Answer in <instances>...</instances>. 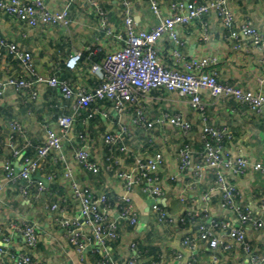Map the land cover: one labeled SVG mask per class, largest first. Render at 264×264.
Masks as SVG:
<instances>
[{"label": "crops", "instance_id": "crops-1", "mask_svg": "<svg viewBox=\"0 0 264 264\" xmlns=\"http://www.w3.org/2000/svg\"><path fill=\"white\" fill-rule=\"evenodd\" d=\"M67 1L46 0L52 8H60ZM96 1L106 11L110 31L101 25L100 14L91 6L90 0H71L70 21L66 26H29L0 11V31L9 41L29 50L37 67L46 76L55 75L73 85L92 88L96 84V76L91 71V65L95 61L92 56L101 55L102 59L107 52L119 49L124 44L123 2H129L136 27L150 28L159 20L147 0ZM174 1L176 0H159L163 15L171 12ZM230 6L235 13L237 29L250 22L264 31V0H231ZM176 30L183 42V53L189 56L207 54L217 59L210 69L217 73L220 81L264 92V52L249 39H243L242 45L235 47L236 40L228 36L219 16L207 14L201 19L178 26ZM158 46L160 60L166 65H172L170 47L173 42L165 36ZM86 50H90V56L83 54L84 57L81 58ZM77 52L81 53L77 65L68 66L67 60ZM8 76L27 77L28 73L14 55L8 52L7 47L0 45V80H5ZM35 89V99H29L27 90L14 85H5L0 93V183L4 186L0 191V247L9 251L0 264H15L16 256L29 250L37 259L47 260L49 264H102L103 258L127 264V260L135 254H138L136 264H153L156 261L161 264H251L248 254L239 244L229 250L211 248L200 240L193 248L182 244L183 237L196 229L201 216L226 218L234 224H238V219L233 211L221 207L220 191H208L215 179L212 170H203L201 181L195 188L185 187L191 179V170L180 172L177 149L183 141H187L196 151H200V126L204 122H210L215 126H225L231 131V138L225 140L230 152L242 150L251 163L261 162L264 166V116L233 99L215 101L203 90L201 95L206 103V119H203L176 92L164 88L152 90L143 101L145 112L151 118L163 113L170 116L179 113L187 118L192 123V130L188 138H183L178 128L167 123L150 130L139 128L132 122L131 104H128L126 114H120L107 102L106 117L96 113L85 121L82 119L86 112L84 110L72 130L88 133V139L79 142V145L84 143L89 146L91 157L99 162L98 172H89L76 161L74 151L77 145L74 140L64 137L61 152H53L39 159L36 173L47 179L43 183L45 190L40 191L34 185L29 195H23L19 192L23 179H18L13 184L5 182V164L10 162L19 171L26 156L36 157V145L45 140L46 126H56L58 117L72 112L74 106V99L63 98L56 86L36 83ZM101 105V100H97L89 109L94 110ZM11 121L17 122V128H11ZM107 130H121V142L106 143L103 135ZM8 133L13 134L15 146L21 148L18 154L14 153L13 147L8 143ZM163 136H166L165 140ZM119 143L132 148V153L120 150ZM156 150L164 153V161L158 170L163 189L160 204L175 216H186L185 220L161 222L157 218V212L152 209L154 200L134 190L131 198L138 215L136 223L130 224L121 216L122 206L119 201L122 179L117 177V173L123 166L129 167L133 163L135 153L147 155ZM201 161L200 157L196 158V164ZM66 165L72 169L73 177L79 184L89 186L96 193L109 194L113 200L112 203L107 198V214L111 221L117 223L118 234L106 238L103 243L86 244L82 253H78L70 244L66 228L56 220L59 212L51 209L53 202H56L65 206L63 214L80 217L77 196L74 195L69 180L63 175ZM36 173L33 178L38 181L39 177L34 176ZM51 173H55L57 178L48 179V174ZM225 174L238 189L235 203L248 206L255 216L264 219V207L258 202L264 194V170H253L245 175H234L226 170ZM151 200L153 202H149ZM191 214H198V219L192 218ZM16 223L35 226L38 241L33 248L27 246L23 234L15 229ZM246 232L252 247L264 253V230L248 224ZM177 254L180 256L177 257ZM214 254L217 256L215 261L212 260Z\"/></svg>", "mask_w": 264, "mask_h": 264}, {"label": "built area", "instance_id": "built-area-1", "mask_svg": "<svg viewBox=\"0 0 264 264\" xmlns=\"http://www.w3.org/2000/svg\"><path fill=\"white\" fill-rule=\"evenodd\" d=\"M230 1L176 0L171 4V12L163 15L159 0H147L150 9L159 17L158 22L150 28L136 27L131 6L128 1H124V44L119 49L107 52L100 62L92 63L91 71L96 76V84L92 88L73 85L68 80L55 75L46 76L37 67L29 50L9 41L0 31V45L6 46L8 52L14 55L17 62L28 73L27 77L8 76L5 80H0V93L5 85H14L27 90L29 99H35L37 83L56 86L63 98L74 99L72 112L59 116L56 126H46L45 140L36 145V157L26 156L19 171H16L10 162L5 164V182L13 184L18 179H23L24 183L19 187V192L23 195H29L34 185L40 191L45 190L43 182L34 179L33 174L38 170L40 158L47 157L53 152H61L64 137L75 141L77 145L74 151L76 161L89 172H98L99 162L91 157L89 146L84 143L79 145V142L88 139V133L86 131L72 132V130L74 123L84 110L86 112L82 115V119L85 121L96 113L106 117L107 102L113 105V108L120 114H126L127 106L131 104L133 106L132 122L139 128L150 130L159 124L167 123L178 128L183 138H188L192 130V123L181 114L176 113L170 116L163 113L155 118L147 115L143 101L154 89L164 88L170 92H176L203 119H206V103L201 95L203 90L208 92L215 101L223 100V98L233 99L256 114L264 116V92L254 91L236 83L220 81L217 73L210 69V66L217 62L214 56L207 54L189 56L181 50L183 42L176 28L214 13L223 22L228 36L236 40L235 47H240L243 39H249L253 45L264 52V31L250 22L242 24L241 28L237 29L236 17L230 6ZM90 4L100 14L101 25L110 31L105 9L101 8L96 0H90ZM70 7L71 0H68L60 8L50 7L46 0H0V11L29 26L38 24L66 26L70 21ZM165 36H168L173 42V46L170 47L172 65H166L160 60L158 44ZM80 55V52L73 54L67 60V65L75 67ZM97 100L103 101L102 105L90 110V106ZM9 124L12 129L18 126L16 121H11ZM10 133H8V143L13 147L14 153L18 154L21 148L15 146L12 140L13 134ZM121 133V130L117 132L107 130L103 135L104 141L109 144L121 142ZM200 135V151H196L187 141H184L177 149L180 172L186 173L191 170V179L185 184V187L187 189L195 188L201 181L203 170L205 168L212 170L215 179L208 191H220L221 207L233 211L238 219V224H234L226 218H206L205 215L198 219V214H191L192 218L198 219L197 227L192 233L183 237L182 244L193 248L200 240L211 248L220 247L222 250H229L239 244L248 254L251 264H264V253L258 252L252 247L246 232L248 224L264 230V219L255 216L248 206L235 203L238 189L233 182L227 179L225 174V171L229 170L234 175H245L253 170H264V166L261 162L251 163L242 150L232 153L226 148L225 140L231 138L232 134L225 126L219 127L210 122H204L200 126ZM162 138L165 140L166 136ZM119 149L129 153L133 151L123 143H119ZM198 157L202 161L196 164ZM163 161L164 153L160 150L147 155L135 153L133 163L129 167L123 166L117 173V177L122 179L121 216L126 218L130 224L136 223L138 215L131 198V192L134 190H138L154 200L152 209L157 212V218L161 222L173 223L176 220H185L186 216H175L160 204L163 189L158 170ZM63 175L69 180L71 189L77 196L80 217L63 214L65 206L56 202H53L51 209H56L59 212L56 220L66 228L70 244L78 253H82L86 244L88 246L93 245L94 242L103 243L106 238L115 237L118 234L117 223L108 218L106 193H96L89 186L79 184L68 165L64 168ZM47 178L56 179L57 176L55 173H51ZM3 187V184L0 183V191ZM258 202L264 207V194L260 196ZM14 227L23 234L27 246L30 249L33 248L38 241L35 226L29 223L23 225L16 223ZM8 253V249L0 247V262ZM179 256L177 254V257ZM137 257L138 254L130 257L127 264H136ZM212 260H217L216 254L212 256ZM101 263L118 264L109 258H103ZM15 264H49V262L37 259L29 250L16 256ZM153 264L161 263L156 261Z\"/></svg>", "mask_w": 264, "mask_h": 264}, {"label": "trees", "instance_id": "trees-1", "mask_svg": "<svg viewBox=\"0 0 264 264\" xmlns=\"http://www.w3.org/2000/svg\"><path fill=\"white\" fill-rule=\"evenodd\" d=\"M83 54H84V55H87V54H88L87 56H90V55H89V54H90V50H86V51H84V53H82V55H81V56H82L81 58L84 57ZM92 57H93V59L95 60L94 62H100V61H101V60H100V59H101V58H100L101 55H95V56H92ZM94 62H93V63H94ZM99 102H100V101H99ZM102 102H103V101H102ZM91 106H92V105H91ZM91 106H90V107H91ZM90 110H91V109H90ZM183 142H184V141H183ZM183 173H185V172H183ZM190 176H191V174H190ZM106 195H107V198L109 199V201L111 200V202L113 203V200H112L111 196H110L109 194H106ZM114 201H117V200L114 198ZM111 202H110V203H111ZM117 202H118V201H117ZM119 205H120V206H123V202H121V200L119 201Z\"/></svg>", "mask_w": 264, "mask_h": 264}, {"label": "water", "instance_id": "water-1", "mask_svg": "<svg viewBox=\"0 0 264 264\" xmlns=\"http://www.w3.org/2000/svg\"><path fill=\"white\" fill-rule=\"evenodd\" d=\"M35 177H39V179L43 182L46 183L47 179L45 177L39 176L38 172L34 175ZM149 202H153V200L149 201ZM152 204V203H151Z\"/></svg>", "mask_w": 264, "mask_h": 264}, {"label": "rangeland", "instance_id": "rangeland-1", "mask_svg": "<svg viewBox=\"0 0 264 264\" xmlns=\"http://www.w3.org/2000/svg\"><path fill=\"white\" fill-rule=\"evenodd\" d=\"M142 155V154H141Z\"/></svg>", "mask_w": 264, "mask_h": 264}]
</instances>
